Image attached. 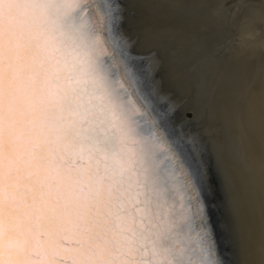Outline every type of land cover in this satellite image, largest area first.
<instances>
[{"label":"snow or ice","instance_id":"6c2138e0","mask_svg":"<svg viewBox=\"0 0 264 264\" xmlns=\"http://www.w3.org/2000/svg\"><path fill=\"white\" fill-rule=\"evenodd\" d=\"M12 5L0 0V264H223L199 197L184 202L185 192L210 185L200 145L172 137L167 155L157 154L156 130H167L168 112L156 109L147 84L141 111L111 71L123 67L131 75L126 40H113L111 62L90 67L87 79L73 76L78 55L56 59L65 53L54 40L28 46L25 57L39 62L43 53L48 64L33 89L36 102L19 110L17 126L32 125L21 128L26 147H12L3 23ZM50 5L87 10V23L98 21L103 31L116 27L115 0H42ZM88 79L96 87L84 95L80 85ZM221 162L229 169L226 154ZM242 209L238 201L237 213ZM261 258L264 264V248Z\"/></svg>","mask_w":264,"mask_h":264},{"label":"bare ground","instance_id":"6f19581e","mask_svg":"<svg viewBox=\"0 0 264 264\" xmlns=\"http://www.w3.org/2000/svg\"><path fill=\"white\" fill-rule=\"evenodd\" d=\"M20 1L22 0H13L15 7L12 11H16L17 14L13 12L14 21L11 19L9 21L10 25L17 30L16 38L23 40V36L32 45L42 41L45 37L54 40L65 53L64 56L57 55L56 57L61 63L72 55H78L81 63L76 65L73 72L74 77L87 79L89 68L102 63V57L106 55L107 49L109 52L112 51V41L121 38L115 29L112 33L102 30L103 37L95 34L94 30L99 22H95L94 29L93 23H87L90 19L88 15L74 13L75 9L54 5L45 7L42 6V0H27V7L23 9L20 4L17 6ZM137 1L143 4L142 6L137 5L138 11L136 10L137 12L142 11L140 13L142 20L136 22L140 24L139 29L137 28L134 33L130 34V37H127L130 40L127 42L128 46L136 51L137 60L144 57L151 58V46L148 47L146 44L148 40H151L157 50L161 48L163 59L161 64L153 59L147 61L144 58L149 67L148 72H144L143 76L136 73L137 69L134 64H129L131 75L124 73L125 70L121 67L119 71L126 75L131 84L126 81L124 74H122V79L131 91L134 90L138 95L140 99L137 98L138 101H142L141 97L147 91H145L144 82H141L142 79L150 82L151 75L155 77L157 75L155 71L164 66L166 85H170L172 93L177 91L176 94L181 92L185 95L188 92L187 98H190L193 103L192 114L194 118H201L204 130H206L203 136L211 147L212 165L223 174L224 185L229 190V214L235 227V240H233L238 247V261L240 264H261V249L264 248V162L262 159L264 155V115L261 114L264 112L262 110L264 90L258 89L256 79L252 80L250 77L249 67H246L243 60L242 43L247 44L246 47H252L253 51L258 54L260 62L256 65L263 71L264 28L253 26L254 23H250L249 20H255L254 14L245 13L246 19L249 20L234 39L230 51L221 54L223 57L220 60L222 64L219 65L221 68L216 70V60L210 57L212 53H216L221 48L217 41L219 35L215 30H210L209 26L203 24L211 25V18L202 22L195 16L199 8L195 7L194 10L188 7L182 8L178 6L181 0ZM188 1H193L192 4L197 2V0ZM127 4L129 8L131 1ZM118 6L122 7L121 0ZM130 10L132 11L133 7L129 8ZM181 19H184V22L177 23ZM189 19L191 21L188 22ZM169 20L170 22L172 20L173 24H168ZM153 25L157 27L154 28ZM135 39L137 40L134 41ZM104 44L107 49L103 46ZM234 51L238 59L237 66L233 64ZM256 59L257 56H255ZM199 63L200 65L205 64L200 66ZM35 64H37L35 69L41 71V73L36 71V75L41 78L44 66L48 64L46 54L42 53L40 61H35ZM204 69L208 75L207 92L203 95L202 90V98H200L192 91V86L197 85V80L201 82L205 80L201 71ZM212 73L215 75L216 83L214 81L212 83ZM133 79L136 81L135 84H133ZM95 87L90 79L87 83L80 85V88L84 90V95L91 94ZM152 89L154 90L152 100L157 110L169 112L173 105H178L177 101L172 99L174 94L166 89L163 93L162 90ZM132 96L135 98L134 93ZM180 99L183 101L186 97L182 96ZM165 101L170 102L169 107ZM169 126L166 131L163 128L156 130V134L160 137V142L155 149L158 155L165 151L166 156L167 150L171 147L172 137H177ZM225 154L230 162L229 169L221 162V157ZM197 196L203 205L204 217L216 248L220 239L216 232V223L212 220L213 207L209 200V189L185 192L184 202L189 204L192 198ZM238 201L243 202V209L240 213L236 210ZM177 203L179 204V197ZM199 224L200 221L194 218L190 233L194 239L199 232Z\"/></svg>","mask_w":264,"mask_h":264},{"label":"water","instance_id":"95a60500","mask_svg":"<svg viewBox=\"0 0 264 264\" xmlns=\"http://www.w3.org/2000/svg\"><path fill=\"white\" fill-rule=\"evenodd\" d=\"M131 1V6L133 7V10L129 11L128 4ZM27 0H22L17 3V6L20 4L23 9H25ZM83 2L90 3L92 0H83ZM193 2V1H192ZM191 1H179L178 6L182 8H189L193 9L195 7L199 8L198 13H196V17L203 21H205L207 18H211L212 24L209 23H203L206 26H209L208 28L210 30H215L216 34L219 36L217 37L218 45H221V48L216 53H212L210 59L216 60L215 61V69L220 70L222 62L220 61L223 57L221 54L227 53L230 51V49L233 46L234 39L239 34L240 30H242L243 26L247 22L245 17V13H250L251 15L254 14V21L249 20L250 23H254L253 26H257V28H264V0H197L195 4H192ZM115 3L117 5V11H118V18L116 20V27L115 31L116 33L124 40L129 42L127 37H130L131 33H134L137 28L139 29L140 24H136L137 21L142 20V17L140 16V13L142 11L137 12L138 6H142V2H138L137 0H121L122 7L118 6L120 3V0H115ZM138 5V6H137ZM146 5V4H145ZM15 7V4L12 5V7L7 11V15L4 18V25L6 28L5 36L7 37V43H6V55L4 59V71H5V86L6 91L8 95V106H7V112L9 116V120L7 122L6 127L9 130V136L8 140L12 147L17 150H23L26 147V140L21 135V128L28 130L31 129V122H24L20 125V127L17 126V121L19 119V110L21 107H23L26 111L29 109L30 105L34 102H36V96L34 94V87L36 82L40 79L39 76L36 75V71L40 72L37 68L35 69V61L27 58L24 56V50L32 45L30 41L27 40V38H23V40H19L16 38L15 33L17 30H15L10 25V19L13 20V12L17 14L16 11H12ZM137 10V11H136ZM198 10V9H197ZM74 13L78 14H87L89 17V14L87 10H85L84 13L75 10ZM146 15V14H145ZM176 15V14H175ZM146 17V16H145ZM176 17V16H174ZM245 17V18H244ZM90 18V17H89ZM147 18V17H146ZM149 19V18H148ZM14 21V20H13ZM177 23L184 22V19L178 20ZM188 22L191 21L190 19L187 20ZM257 21V22H256ZM18 22V21H17ZM168 24H173V21L169 20ZM167 24V25H168ZM151 25V24H150ZM95 26V23H93V27ZM97 26V27H96ZM96 29L94 27V32L97 35H100L103 37V31L99 27V23L96 24ZM152 27H157L153 25ZM249 33V32H248ZM129 34V35H128ZM146 38V36H145ZM141 39V38H140ZM135 39L134 41H136ZM103 42V40H102ZM227 42V44H226ZM248 42V41H247ZM146 44L148 47H150V55L151 58H145L143 54H141L147 61H151L152 59L162 64L163 57L161 56V48H157L152 45L151 40L147 41ZM247 44L242 43V53L244 55V62L246 63V67H249V74L250 77L253 79H256V84L258 85V89L261 90V88L264 90V69L262 71L261 68L257 67V63L259 56L257 53H255L252 49V47H246ZM105 46V44L103 45ZM131 50L132 58H131V65L136 66V73L138 72L141 76L144 72H148L149 64L147 65L144 58H139L137 60V53L134 49H131V46H128ZM245 47V48H243ZM257 47V46H256ZM107 49V47L105 46ZM109 51L107 49L106 55L104 58L102 57L103 62L110 63V57H109ZM209 55V54H208ZM207 55V56H208ZM255 56H257V59L255 60ZM233 64L237 66L238 59L235 54V51L233 52ZM224 60V59H223ZM156 63V62H155ZM164 64V62H163ZM205 63H202L200 66H203ZM134 67V66H133ZM166 67V66H165ZM207 67V66H206ZM205 67V68H206ZM254 67V69H253ZM121 67L118 68H112L111 71L113 72L116 79H119L123 82L125 88L128 89L129 92V98L131 100V103L135 105L136 107L140 108L141 111H144V106L142 101H138L139 97L137 94H135L134 90L131 91V89L125 84L123 81L122 74L119 70ZM123 68V67H122ZM121 68V69H122ZM203 68V67H202ZM248 69V68H247ZM246 69V70H247ZM203 74V78L205 80L201 82L200 80H197V85L192 86V91L195 92V95L198 94L200 98L202 90L204 91L203 95L207 92V76L204 70H201ZM262 71V72H261ZM157 75L154 77L151 75V80L145 81L142 79V83L144 82L145 87L147 85H152L151 88L162 90L165 89L172 93V90L170 85H166V70L164 69V66L157 69L155 71ZM168 74V72H167ZM126 77V75L124 74ZM124 77V78H125ZM126 81L130 83L128 78H125ZM210 79V78H209ZM208 79V81H209ZM215 75L212 73V83L213 81L216 83ZM213 86V85H212ZM215 86V85H214ZM132 88V87H131ZM213 88V87H212ZM148 90L147 87L145 88V91ZM132 92V93H131ZM186 92V91H185ZM134 93L135 98L132 96ZM177 93V91H176ZM174 94L173 101H177V106L173 105L169 109V118H170V128L171 131L175 133V136L179 138H183L186 140L195 139L199 145H200V152H201V159L203 160L208 175L210 178V185L208 187L209 189V200L210 204H212L213 207V218L215 226H216V232L218 233L220 241L218 242V245H216L215 250L217 253V258L220 259L223 264H240L238 261V247L237 244H235V227L233 225L232 219L229 214L230 206H229V195L228 189L225 187L223 174L219 173L215 168V166L212 165V159H211V147H209V144L207 140L203 136L204 130L203 121L200 120L201 118H194L192 114V102L190 98H187L188 92L179 94ZM182 96L186 97V100H181L180 98ZM172 97V96H171ZM138 98V99H137ZM140 100V99H139ZM194 102V101H193ZM167 103V107H169V103L165 101V104ZM159 107V106H158ZM264 111V107L262 109ZM189 114V116H188ZM261 114L264 115V112ZM136 120H139L143 127L147 128L148 125L144 124V121L141 117L137 116L135 117ZM202 126V127H201ZM159 130V129H158ZM210 131V128L208 129V132ZM157 135V134H156ZM158 136V135H157ZM263 140H264V134H263ZM165 151L162 153H159L161 159L165 156ZM264 162V155L262 157ZM13 161L6 159V164L11 165ZM264 168V167H263ZM212 217V216H211ZM215 233V232H214ZM195 235V234H194ZM196 238V237H195ZM194 239V238H193ZM234 239V240H233Z\"/></svg>","mask_w":264,"mask_h":264},{"label":"rangeland","instance_id":"374dc122","mask_svg":"<svg viewBox=\"0 0 264 264\" xmlns=\"http://www.w3.org/2000/svg\"><path fill=\"white\" fill-rule=\"evenodd\" d=\"M188 116H189V114H188Z\"/></svg>","mask_w":264,"mask_h":264}]
</instances>
